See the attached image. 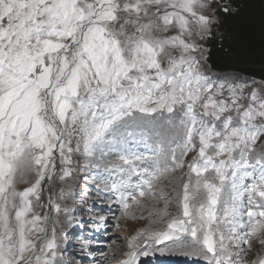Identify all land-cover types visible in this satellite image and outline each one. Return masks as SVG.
<instances>
[{
  "label": "snow or ice",
  "instance_id": "obj_1",
  "mask_svg": "<svg viewBox=\"0 0 264 264\" xmlns=\"http://www.w3.org/2000/svg\"><path fill=\"white\" fill-rule=\"evenodd\" d=\"M242 13L236 0H0V264H60L56 230L49 235V216L35 211L43 185L58 164L60 180L72 175L74 153L103 158L134 127L151 140L150 155L124 149L113 163L82 169L101 170L97 196L124 214L195 155L179 215L133 237L119 264H140L161 245L204 264H245L254 239L264 246V152L254 150L264 86L205 70L208 44L230 57L225 43ZM48 207L68 212L51 198Z\"/></svg>",
  "mask_w": 264,
  "mask_h": 264
},
{
  "label": "rangeland",
  "instance_id": "obj_2",
  "mask_svg": "<svg viewBox=\"0 0 264 264\" xmlns=\"http://www.w3.org/2000/svg\"><path fill=\"white\" fill-rule=\"evenodd\" d=\"M211 45L208 44L207 47L210 48ZM229 63L231 62L225 64ZM209 66L207 63L205 70L214 80L227 78L232 81L235 78L241 82H246L251 88L261 89L264 86L263 80L252 79L241 75L239 72L226 71L225 73L213 74L210 72ZM247 94L248 90L246 89L245 95ZM131 131L133 132L132 136H125L121 133L119 147L113 143L112 148L105 149L107 155L103 158L99 154L90 158L83 156L82 153H74L70 165L72 175L66 180H60L58 164L55 180L51 185L48 183L43 185L41 203L44 206L37 207L35 211L41 215L47 214L49 216V235L53 227L56 230L57 243L59 244L57 259L60 264H119L126 258L125 253L129 251L128 244L132 242L133 237L148 228L163 229L169 220L179 215L177 194L183 182L181 177L188 172L187 165L195 153H189L183 158L185 161L183 169L176 168L172 171L170 168L167 173L159 178L154 189L157 194L155 197L143 198L140 204H132L127 214H124L120 205L109 203L107 197L97 196V188L92 181L100 179V176L97 175L101 171L100 169L92 166L82 170L86 164L92 161L101 165L113 163L117 160L118 154H127L123 152L124 149L150 155L149 150L153 146L151 140L144 142L141 131L135 127ZM146 135L145 133L144 136ZM254 150L257 156L264 152V136L259 138ZM177 155L179 156V152ZM33 180V175L26 176L23 181L18 182L17 190L22 191L25 187L30 186ZM61 191L64 193L63 199L60 198ZM49 198L53 202L59 203L62 209L67 208V214L64 212L57 214L55 211H50L48 207ZM195 202L193 201V203ZM165 208L167 209V216H159L158 213L163 212ZM101 217L104 218L103 221H101ZM259 235L264 238V233ZM135 243L143 247L142 239L136 240ZM161 247L162 245L158 246L157 251L141 257L140 264H150L148 258L154 255L166 258L165 262L169 260L172 262L171 259H177L180 263L204 264L199 258L186 257L178 251H160L159 248ZM97 256L100 257L97 259ZM260 256H264V246H261L259 239H254L251 251L244 257L245 264H251ZM94 257L96 260L93 262ZM158 261L162 262L163 260ZM174 264H178V262H174Z\"/></svg>",
  "mask_w": 264,
  "mask_h": 264
},
{
  "label": "flooded vegetation",
  "instance_id": "obj_3",
  "mask_svg": "<svg viewBox=\"0 0 264 264\" xmlns=\"http://www.w3.org/2000/svg\"><path fill=\"white\" fill-rule=\"evenodd\" d=\"M236 3L243 9V13L240 15L239 20L240 24L238 28L234 31L232 35L229 36L228 40L225 43V52H231V49L236 46L238 50V44L245 43L248 41L251 42V35L247 30L251 27L255 32L254 41L256 42L258 37L261 38L264 36V0H236ZM255 45V44H254ZM214 53L212 58L219 60L220 55V46L219 43L213 47H210ZM236 57L242 59V56L236 55ZM229 59V58H228ZM259 71L258 75L259 76ZM257 77L256 79H258Z\"/></svg>",
  "mask_w": 264,
  "mask_h": 264
},
{
  "label": "water",
  "instance_id": "obj_4",
  "mask_svg": "<svg viewBox=\"0 0 264 264\" xmlns=\"http://www.w3.org/2000/svg\"><path fill=\"white\" fill-rule=\"evenodd\" d=\"M247 32L253 36V33L255 32L251 27L247 30ZM255 45L249 43L246 41V44H238V55L242 56V63L241 66H238V64L229 63L223 66H220L219 64L210 63L213 70L216 71H235L240 72L245 76L257 78L258 71L257 67L264 68V36L261 38L258 37L257 41L255 42ZM240 64V63H239ZM264 81L263 78H258Z\"/></svg>",
  "mask_w": 264,
  "mask_h": 264
},
{
  "label": "trees",
  "instance_id": "obj_5",
  "mask_svg": "<svg viewBox=\"0 0 264 264\" xmlns=\"http://www.w3.org/2000/svg\"><path fill=\"white\" fill-rule=\"evenodd\" d=\"M237 54H238V50L236 49V46L234 45V47L231 49L229 59H227V60H222V59L217 60V59L214 58V61H215L216 64H219V65H225V63H227V62H231L233 64H238V66H241L242 59L236 57ZM257 71L260 72L259 73V77L263 78L264 77V68L257 67Z\"/></svg>",
  "mask_w": 264,
  "mask_h": 264
},
{
  "label": "bare ground",
  "instance_id": "obj_6",
  "mask_svg": "<svg viewBox=\"0 0 264 264\" xmlns=\"http://www.w3.org/2000/svg\"><path fill=\"white\" fill-rule=\"evenodd\" d=\"M250 43L253 44V45L255 44V43H254L253 36H251V42H250ZM74 179H75V178H74ZM74 179H73V180H74ZM108 217H109V216H108ZM110 218H111V217H110ZM92 255H93V254H92ZM100 256H101V255H100ZM100 256H97V259H98ZM95 260H96V258L94 257L93 262H94ZM100 262H101V261H100ZM157 263H158V264H171L170 260L167 261L166 263H162V262H159V261H157Z\"/></svg>",
  "mask_w": 264,
  "mask_h": 264
}]
</instances>
